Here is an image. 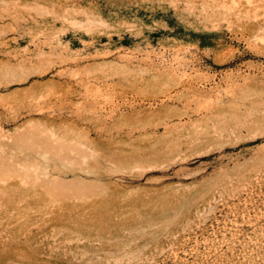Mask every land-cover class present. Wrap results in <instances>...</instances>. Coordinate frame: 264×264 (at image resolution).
<instances>
[{"label": "rangeland", "instance_id": "374dc122", "mask_svg": "<svg viewBox=\"0 0 264 264\" xmlns=\"http://www.w3.org/2000/svg\"><path fill=\"white\" fill-rule=\"evenodd\" d=\"M0 264H264V0H0Z\"/></svg>", "mask_w": 264, "mask_h": 264}]
</instances>
